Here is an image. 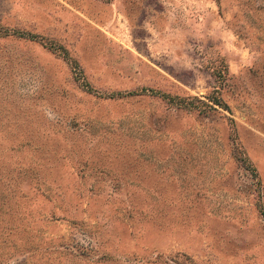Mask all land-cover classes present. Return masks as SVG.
I'll list each match as a JSON object with an SVG mask.
<instances>
[{
    "label": "rangeland",
    "instance_id": "obj_1",
    "mask_svg": "<svg viewBox=\"0 0 264 264\" xmlns=\"http://www.w3.org/2000/svg\"><path fill=\"white\" fill-rule=\"evenodd\" d=\"M0 264H264V0H0Z\"/></svg>",
    "mask_w": 264,
    "mask_h": 264
},
{
    "label": "trees",
    "instance_id": "obj_2",
    "mask_svg": "<svg viewBox=\"0 0 264 264\" xmlns=\"http://www.w3.org/2000/svg\"><path fill=\"white\" fill-rule=\"evenodd\" d=\"M29 37H30V38H35V36H34V35H31V34H29Z\"/></svg>",
    "mask_w": 264,
    "mask_h": 264
}]
</instances>
